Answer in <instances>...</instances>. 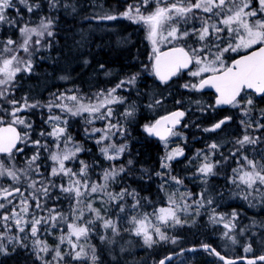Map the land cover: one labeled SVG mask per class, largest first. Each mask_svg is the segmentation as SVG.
<instances>
[{"label": "trees", "instance_id": "obj_1", "mask_svg": "<svg viewBox=\"0 0 264 264\" xmlns=\"http://www.w3.org/2000/svg\"><path fill=\"white\" fill-rule=\"evenodd\" d=\"M139 1L56 0V6L52 7L50 0H32L40 7L31 14L24 9L21 26L27 24L30 27H38L42 18L51 19L53 35L51 37L45 35L41 40L40 50L31 52V54L25 53L20 47L24 37L21 36L17 28H11L7 24L0 25V62L4 58L16 55L19 58L31 59L32 63L31 72L21 71L17 74L13 84L10 85L7 97L0 99V117H7V113L12 108L9 103L11 100L17 101L18 105H25V102L38 104L39 106L36 108L22 111L21 115L24 116L27 123L33 124L34 128L41 129L49 117L48 101L71 89L85 98L94 99L95 96L101 94L104 96L103 94L116 88L115 94L119 98H123L124 102L119 103L121 105L119 108H117L119 105L112 107L113 114L117 115L118 113L119 115L124 109H134L133 115L127 118L126 139L122 143L125 153L121 160L113 162L117 169L123 167L124 171L119 178L120 182L116 185L117 187H111L110 191L106 193L112 208H110V217L104 218L105 221L117 218L127 219L130 215H134L133 209L137 210L136 213L139 215L146 214L164 204L165 195L160 188V183L157 182L161 158L164 156L162 143L149 137L144 131L145 125H150L156 118L165 114L159 107L163 102L171 107L184 109L187 114L192 113L191 119L188 117L189 114L187 115L184 124L190 122L192 118L195 124H206L212 120L213 115L209 112L211 110L209 104L214 103V98L210 93L200 94L196 91L182 89L178 85L168 88L151 74V55L147 45L140 41V34L135 33L138 27L131 20L123 17V13L129 9V6H133L136 2L141 5ZM112 11L115 13L109 14ZM100 13L105 16H108L107 14L115 15L117 19H104L105 16L98 18ZM9 15L16 17V12L9 11ZM16 18L19 19V17ZM8 39L16 41L12 45L13 52L3 50ZM36 39L38 37H32L33 41ZM132 76H136L134 85L125 84L124 87L117 88L121 81H127ZM179 80L180 77H176L169 84H175ZM253 100L259 106H264V96L260 98L254 96ZM156 101H160V103H156ZM196 101H200V103L197 104ZM199 109L203 110L196 114L195 111ZM233 120L234 117L229 125L231 130L225 136V140H220L221 138H218L217 134L215 136L207 135V138L201 134L202 138L196 146V148L203 147L207 151L211 149L214 153L212 157L215 174L211 175V180L207 185L200 186L187 181L186 176H189L190 172L178 170L177 166H173L171 169L173 175L182 180L184 189L191 192L192 199L189 202L196 204L199 209L202 208L201 216L197 222L195 221L189 228L175 230L172 238L168 235L169 241L161 244L159 248L138 249L133 253H122L120 244L123 236L111 244L109 243L111 240L106 237V234L101 240V234L106 233L103 220L96 218L93 220L91 214L88 213L86 219H90L95 224V227L92 224L87 225L89 231L85 236L86 245H89L88 255L94 256L98 264H157L166 255L199 245H211L230 258L264 254V246L256 240L258 235L251 237L247 232L246 235L235 233L224 236L220 225L222 223L218 222V225H212L211 221L212 212L224 214L235 212L238 215L239 225L246 224L249 216L258 217L263 214L260 211L259 213L255 212V208L263 210V206L259 203L257 205L246 202L244 195L239 194L235 198H231L232 189L227 182L235 166L239 163L243 164L241 159L244 156L241 151L238 152L241 147L236 143L241 137L242 128L237 122L233 123ZM262 123H264V119ZM21 126L17 125L23 135L24 131ZM75 126L80 127L77 123L71 124L66 134L71 132V136H77L76 141L80 144L79 146H82L83 152L72 169L76 171L81 162L88 166L87 173L89 174L95 172V170H91L92 167L95 169L107 167L108 163L99 157V147L95 138L89 135L92 126L88 125L91 128L88 129L89 133H86L88 137L84 138H81V130H73ZM193 130L195 133H191L190 138L201 133L197 132L194 126ZM258 136L261 142L243 150V152L246 150L253 152L248 156L254 160L264 159V155H262L264 154V128L259 130ZM213 143H216L219 148L213 150L210 147ZM188 150V152L185 150V155L190 154L191 148ZM235 150H237L236 154L232 155ZM86 178V176L83 177V179ZM93 179L97 178L91 175L87 178L89 183ZM124 190H127L129 194L122 200L118 199ZM239 192L245 191L240 189ZM55 200L54 198L55 203L50 200V204H54L56 207L64 205L61 201ZM133 205H136L135 208ZM121 207H123L124 213H121ZM125 212L129 214L127 217ZM37 215L47 216L48 212L41 211ZM72 222L74 221L72 220ZM51 223L43 224L42 227H45L39 229L41 232L34 240L40 239L43 243L53 245L57 243L56 239H68L57 231L62 227L59 221L56 224L57 233L49 235L48 232L52 229L47 228L51 226ZM66 225L68 227L67 223ZM4 237L5 239L0 241V245L6 246L8 254L0 255V264H44L45 261L48 264L62 263V260L55 259L54 248L45 253L36 249L34 241L32 243L28 239L12 241V235ZM175 239L179 240L180 244L174 249L172 241ZM248 241L251 244L250 251H244ZM66 258L69 259V257ZM79 262L78 264H83L82 261ZM84 264L89 263L86 260ZM169 264L223 263L208 251H184Z\"/></svg>", "mask_w": 264, "mask_h": 264}, {"label": "snow or ice", "instance_id": "obj_2", "mask_svg": "<svg viewBox=\"0 0 264 264\" xmlns=\"http://www.w3.org/2000/svg\"><path fill=\"white\" fill-rule=\"evenodd\" d=\"M258 3V7L255 4ZM50 6H56V0H50ZM40 5L38 3L32 2V0H0V25L7 24L11 28H17L22 37H24L22 45L20 47L25 53H30L39 51L42 47L41 40L46 35L51 37L53 32L51 27L53 21L51 19L40 20L38 27H30L27 24H22L23 20V10L26 9L28 13H34L39 9ZM149 0H143L140 7L129 6V9L123 13V17L131 20L133 23H142L148 29V38L153 43L152 55L150 56L151 63V74L163 85H169V82L173 77H178L181 72L188 69V74L192 77H198V81H193L185 83L182 85L184 89L189 91L200 92L205 88L215 89L216 99L215 105L210 107L216 108L223 105H230L232 107H239L242 94H247L248 90L255 92L257 95L264 96V46L254 47L256 45H264V16L260 19L253 20L252 18L264 14V0H177V2L165 4L163 7L157 6L153 11H150L147 15L142 14L141 8H148ZM15 9L16 17L9 15V11ZM202 12L204 16L199 17L202 24L199 28L195 26V21L197 20L196 13ZM135 13V15H133ZM104 19L114 20L117 19L115 15H108L103 17ZM192 22L193 27L191 30L187 28H181V25H187ZM164 31H166V37L164 36ZM160 35L162 38L168 40L169 43L187 40L190 36L195 35L196 39L199 41V46H194L191 44H173L168 51L161 52L155 45L157 43L155 37ZM36 36L38 39L32 40V37ZM16 41L13 39H8L4 45L5 52H13L14 45ZM34 45V47H31ZM241 50L245 51V55L239 58H231L232 62L228 63L229 59L226 57V53H239ZM251 50V51H248ZM197 65L195 71L191 70V65ZM22 66V67H21ZM147 67V66H146ZM32 63L31 59L19 58L16 55H11L10 57L4 58L0 62V99L6 98L10 91V85L13 84L17 73L21 71L31 72ZM209 73L210 75H204ZM136 82V76L130 77L127 81H121L117 88L124 87L125 84L134 85ZM116 88L110 90L104 95V99L97 100V103L85 104L81 102V97L77 95H71L64 97L60 94L56 97L57 100H61L60 104L49 103L47 107L51 110L53 107L60 108L63 112H66L70 117H76L82 115L83 113H88L89 115L96 117L99 114V118L106 119L109 121L108 127L105 130V136L101 140H97V143H102L103 140L108 138V133L111 132L113 128L117 129V132H123L122 128L118 124H112L111 118L113 116V111L108 105L113 103H123V98H118L114 95ZM67 99L72 101L71 105L63 103V100ZM12 105L10 112L7 114L11 116V122L7 127H0V153H6L10 158L13 156L14 151L21 153L24 151L23 148L17 147L19 143H24L27 147L28 143L36 146L37 153L34 154L28 161L29 169H33L36 174L40 175L39 165L36 163L39 160V149L44 148L48 150L47 144H42L40 140H31L28 133H24L23 136L17 132L15 125L21 124L26 128H31L32 125L28 124L25 119L20 118L18 113L27 108H36L38 104H27L18 105L15 100L9 101ZM160 103V101H156ZM180 103V101H177ZM197 104L200 101H196ZM253 104L252 99H248L247 105L251 106ZM101 109H104L101 111ZM203 110V109H201ZM250 108L245 107L243 109L244 115H247ZM134 113L133 108H129L125 111L124 117L127 119L131 117ZM185 116L184 111H176L168 116L163 117L161 120H157L153 125H145L144 131L149 135H158L161 140L165 139V136L159 133L158 126L162 122L171 123L173 127L180 123L181 118ZM264 117V114H262ZM5 117H0V124L4 123ZM61 116L50 115L48 121H60ZM231 117H226L223 120L215 123L211 128H206L204 131L213 132L220 129L222 125L227 123ZM67 123V121H64ZM244 123V121H242ZM187 126V125H185ZM247 127H253L251 123L247 124ZM257 130L264 128V123H259L255 125ZM99 131V130H94ZM167 131L172 135H177L172 128H168ZM65 133V128L56 126L50 133L41 132V136H51L57 141V147H59V138ZM70 139V137H69ZM260 138H253L252 136L245 134L241 139H238L236 143L242 148L245 144H255ZM213 150L219 148L216 143L210 145ZM81 151L77 148L76 152ZM102 153L109 160H115L119 158L120 153L124 151V147L115 148L112 154H109L108 148L104 147L101 149ZM236 153L233 152L232 155ZM183 155L182 149H177L174 154L167 156V160H172L174 156ZM75 153L69 152H56L50 153V159L58 167H53L51 175L53 177L59 175L68 176L71 183L68 186L61 184L59 186V192L65 194L66 196H74L77 203L80 202L82 197L90 192L95 193L98 191L99 187L96 184H90L87 179H73V177H85L87 175V165L81 162L82 167L79 173H74L71 169L67 168L65 161L73 158ZM247 164L250 167V171H245L240 177V182L245 184L247 188H253L254 185H264V167H258L255 161L248 160L244 157ZM131 164V161H129ZM162 167H167L166 164L162 163ZM214 164L205 163L202 168L198 171L205 177L209 175H214L213 172ZM120 172L124 171V168L119 169ZM9 176L13 181H18L17 175L14 171L10 169H5L0 165V176ZM117 173L115 171L109 173L105 172V181L114 177ZM159 175V174H158ZM180 183L179 180H176ZM235 183V180H233ZM39 184L40 187L37 188L36 185ZM29 188L34 189L29 195L36 201L35 207L41 209L42 211H47V216H32L31 221L25 220V224L31 226V236L33 238L37 237L39 231V226L42 224H48L52 222V226L55 227V222L64 219L60 213H58L55 208L45 209L41 204V199H51L54 195V189L57 185L54 181L49 180H33L29 185ZM83 189V190H82ZM259 190V189H254ZM37 192L42 193V196H37ZM129 193L124 190L120 193L118 199H124ZM20 196L19 201L20 211H17V206L14 205L10 214H4L0 217L4 223L3 227L5 232L9 231V225L6 223L10 220H14L18 231L25 232V227L21 225V220L24 216L29 214L30 205L28 199L25 198L24 193L19 187L15 188H0V201H6L8 204L12 203L11 197ZM116 199V198H114ZM211 203V201H209ZM136 205H133L135 207ZM6 207L5 203H0V209ZM90 211L92 209L91 204L88 205ZM123 211V207L120 208ZM24 214V216L21 215ZM98 215V214H97ZM78 219L83 218V213H80ZM162 224H167L169 220L175 223H180V220L176 216L175 209H159V215L157 217ZM236 218V214H232V219ZM219 220H223V217H219ZM218 222L217 219L213 218V223ZM92 223L91 220L86 221L83 226L68 223V235L69 237L75 236L79 239L82 235H86L89 231L87 227L88 224ZM230 223H225L224 227L230 229ZM134 224V234L137 236H143L144 243L151 245L153 243V237L149 235L145 222L139 219L133 220ZM104 226L107 228L112 226L113 231H116L114 225L111 221L106 220ZM155 232L160 235V239H166L161 229L157 227ZM227 235V233H225ZM27 239V235L21 238ZM69 243L72 245L74 260H79L81 258V253L83 249L76 251L77 245L69 239ZM34 246L38 251L47 252L46 246L42 245L39 239L34 240ZM205 250H209V246L205 245ZM250 248H246L245 251H249ZM211 254H215L220 260L224 261V264H232L223 255L215 252V250H210ZM0 253L7 255V250L0 245ZM40 259L39 256H37ZM55 259L62 260L63 256L57 250ZM170 259V257L168 258ZM260 261H264V256L258 258ZM44 264H48L47 261ZM160 264H164L161 261ZM248 264H256L255 260L249 261Z\"/></svg>", "mask_w": 264, "mask_h": 264}, {"label": "rangeland", "instance_id": "obj_3", "mask_svg": "<svg viewBox=\"0 0 264 264\" xmlns=\"http://www.w3.org/2000/svg\"><path fill=\"white\" fill-rule=\"evenodd\" d=\"M139 2H141L142 4L143 0ZM174 2H177V0H149V7L141 8V12L142 14L147 15L150 11H153L158 5L163 7L165 4L170 5L171 3H174ZM133 6L140 7L138 2H136V4H134ZM255 6L258 7V3L255 4ZM12 10L15 11V9H12ZM114 13L115 11H112L109 14H114ZM133 15H135V13H133ZM102 16H105V15H102V13H100L98 15V18H101ZM196 16L198 18L195 21V23L199 22L201 25L202 21L199 19V17L204 16V13L197 12ZM262 16H264V14H261L260 16L254 17L252 19L253 20L260 19ZM134 25L138 27V29L135 30V33L140 34V41L144 43L145 45H147L150 55H152L153 43L148 38L147 27L142 23H134ZM183 27H184V24L181 25V28ZM164 36L166 37V31H164ZM192 38H196V37H192ZM155 39L157 41L155 46L160 51L165 49L166 47L167 48L170 46L172 47L173 44H180V45L188 44V40H190L189 38L187 40H181V41L169 43L167 39L162 38L159 34L155 37ZM196 44L198 47L199 42H197V39H196ZM243 52L245 51L241 50L239 53H243ZM230 54L231 53H226L225 55H230ZM197 67L198 66L194 64V67L191 70L195 71ZM135 74L137 75V71L135 72ZM207 74L209 73H205L204 75H207ZM198 79H199L198 77H192L187 72L184 76H180V80L177 83L169 84V86L168 85H163V86H167L168 88H171L175 85H178L180 88L184 89L182 87L183 84L193 82V81H198ZM62 94L64 95V97L71 96V95H77L78 97H81V102L85 104H89V103L94 104V103H97L98 99L100 100L104 99V96H102V94L100 96H95L94 99L85 98L84 96H81L78 93L74 92L73 89L68 90L67 92H62ZM114 95L117 96L115 93ZM248 99L253 100L254 95L252 93L243 94V96L239 99L240 106L239 107L231 106L230 108L226 109V112L224 114L219 113L217 111L218 110L217 108L211 107V110H209V112L212 113L213 115H212V120L209 123L198 125V124H195V121L192 118L190 122L183 124V126L180 129L174 131L178 133L177 135H171L168 140L161 142L162 147H163V152H164V156L161 158V165L162 163H164L167 165V167L160 166V170L158 173L159 175H157V178H158L157 182L160 183L159 184L160 188L163 190V193L165 195V200L163 202L164 204L152 211H149L146 214L139 215V213H136L137 210L133 209L132 213L134 215H130L127 219H119V218L110 219L112 225L115 226L116 231H113L112 226H109L107 228L104 226V223H105L104 218L106 219V217H110L111 215L110 208H112L111 207L112 204L107 199L108 197L106 196V193L110 191L109 189L111 187L113 188L117 187L116 185L119 184L120 182L119 178L121 177L122 172H120L119 169H117V167L113 164V162L121 160V157L125 153V149L122 153H120L119 158L115 160L106 159L101 149L104 147H107L109 154H112L115 148L124 147L122 143H123V140L126 139L125 131H126V126L128 125L127 119H125L124 117V113L127 109H124L123 111H121L119 115L118 113L117 115L113 114L111 121H110L112 124H118L119 127L122 128L123 130L122 134L117 132V129L113 128L111 132L107 134L108 138L103 140L102 143L98 144L97 140H101L102 137H104L106 134L105 130L107 129L108 124H109L108 120L99 118L98 113L96 114L95 118H93V116L89 115L88 113H83L82 115H79L76 117H70L66 112H63L60 108L53 107L51 110H49V108L47 107L49 111V116L58 115V116H61L62 119L60 121L53 120L49 122L47 118L45 124H43L44 126H42V128L38 130L33 127L34 126L33 124H31L32 125L31 128H26L24 125L21 126L24 133L29 134V137L31 140L38 139L41 141L42 144L48 145V150H45L44 148L39 149L40 158L36 163L39 165L40 175L38 176L36 174L34 167L33 169H29L28 161L31 159V157L34 154L37 153L36 146L32 145L31 143H28L27 147H25L24 143H21V146L19 148H23L24 151L21 153L14 152L11 158L8 155H4L0 157V165H2L5 169H10L14 171L18 178V181H13L6 174L0 176V188L19 187L21 191L24 193L25 198L28 199L29 205L31 206L29 210V214L27 216H24V214L21 213V215L24 216V219L21 220V225L25 227V232L23 233L18 231L14 220H10L6 222L9 225L10 230L5 232L4 227H3L5 222L0 220V241L2 239H5L4 236L6 235H12L13 236L11 237L12 241L14 239L17 241H21V238L25 237L26 235H27V239L29 240V242L32 243L34 241V238L31 236L30 223L25 224V220L31 221L33 215L39 217V215L37 214L40 213L42 210L37 209L35 207L36 201L32 199V197L29 195V193L34 191V189L29 188L28 185L33 180H49V181H54L55 184L57 185L56 189L53 190L54 195L51 199H41L40 202L43 205V207L45 209H48L49 211L53 209L54 207L55 210L58 213H60L61 216L64 217V219L58 220L62 224V227L58 228V230L56 229L57 222H55V227H53L51 223V226L47 229H52V230H49L48 234L55 235L57 233L56 232L57 230L58 232L62 233V235L68 239H60V240L56 239L57 243H54L53 245L43 243L40 241V239L39 241L41 242L42 245L47 247L48 249L47 252H49L52 248H54L55 255H56L57 250L61 253V255L63 256L61 264H78L80 263L79 261H82V263L84 264L86 260L88 261L89 264H98V262L95 261L94 256L88 255L87 248L89 247V245L88 246L86 245V236L82 235L79 239H77L75 236L69 237L68 227L66 225V223L68 224L69 222H71V223L83 226L86 221L90 220V219H86V214L88 213L91 214V218H93V220L94 218L103 220V227L106 229V233L101 234L100 236L101 240H103V237L106 234V237L111 240V242L109 241V243L111 244L113 242H116V239L123 236V240L121 241V244H120V251L122 253L124 252L133 253L138 249L159 248L161 244L169 241L168 235L172 238L173 232H175V230L179 228L183 229L184 227L186 228L191 227L192 224L195 221L197 222V220L201 216L202 208L199 209V207L196 206V204H192L189 202V200L192 199V194L191 192L188 191V189H184V187L182 186L183 184L182 180L173 175V173L171 172V169H173L172 167L177 166L179 168L178 170L190 172V175L186 176L187 181L197 183L200 186L207 185L211 180V175L205 177L198 170L202 168L205 163L214 164V159L212 157L214 153L209 148H208L209 151L205 150L203 147L196 148V146H198L197 145L198 142L202 138L201 134H204L206 138H207V135L210 136L213 134V136H215L217 134L219 135L217 137L221 138L220 140L222 139L225 140V136H227L228 132L231 130L230 129L231 126H229L230 124L227 127H225V129L219 132H215V131L206 132L204 131V129L211 128L222 115H229L231 119H233L234 117L233 123L237 122L242 128L241 137L239 139H241L245 134H248L252 136L253 138L259 137L258 133L260 129L257 130L255 128V125L262 123V120L264 119V117H262V114H264V106H259L258 104L254 102V100H253V104L251 106H248L247 105ZM48 102L60 104L61 100H57L55 97L53 99H50ZM63 103L71 105L73 102L70 100L64 99ZM29 104H33V103H29ZM120 104L113 103L111 105H108V107L112 109L113 106L117 107L119 105L117 107L119 108L121 107ZM212 105H215V103H213ZM209 106H211V104H209ZM159 107L160 109H163L161 110L163 113H167V112L169 113V112H172L174 109L175 110L178 109L175 106L171 107L165 102H163L162 106H159ZM245 107L250 108L247 115H244V112H243V109ZM26 110H29V108H25L24 111ZM103 110L104 109H101V111ZM195 112L196 114H199L201 112V109L196 110ZM21 113L22 111L18 113V115L20 116V118L24 119V116L21 115ZM188 114L186 113V115H188V117L191 119L190 115H192V113H188ZM11 119H12L11 116L7 115V117H5L4 119V123L2 124H9L11 122ZM65 120L67 121V123L64 122ZM242 121H244V123H242ZM74 123H77L80 126V127H76V126L73 127V130H81L82 131L81 138H84L85 136L88 137L86 133H89L88 129L91 128V127L89 128L88 125L92 126L90 130L91 134L89 135L95 138V142L99 147V157L108 163L107 167H103L100 169H95L94 167L91 168V170H95V172L97 173L95 172L93 174L87 173L86 175L87 178L90 175L97 178V179L91 180L90 184H96L98 186H103V187H99L98 191L95 193H92L89 190V192L82 197L79 203H77L74 196H66L65 194L59 192V186L61 184H63L64 186H68L71 183L69 177L65 175H59V176L53 177L51 175L52 168L58 167V165L54 164L53 161L50 159V153H56V152L75 153V156L73 158L65 161V165L67 168L71 169L74 173L80 172L82 164L81 165L79 164L76 171H74L72 167L73 165L74 166L76 165V161L79 158V155H81L83 152L81 148L82 146H79L80 144L76 141L77 136H71L72 134L71 132L66 134L68 127ZM249 123H251L253 127H247V124ZM17 125L20 126L21 124H16V126ZM56 126L65 128L64 135L59 138V147H57V141L53 139V137L48 136V135H45V136L40 135L41 132H44V133L52 132L53 128ZM193 126L196 128L197 132L199 131L201 133L199 135H196L190 138L189 137L190 134L195 133V131L193 130ZM94 130H99V131H94ZM188 130L190 131L189 133L187 132ZM259 142H261L260 139L255 144H245L242 148L238 149V152L241 151V153L244 155L243 158L241 159L242 160L241 163L243 164L239 163L235 166V168L231 172V175L229 177L227 184L232 189L231 198H235L239 194L244 195L246 197L245 198L246 202H252L251 204H257V205L259 203L260 205H262L263 210H260L257 207L255 208V212L259 213L260 211V212H263V214L258 217L249 216L246 224L239 225L238 220H237L238 215L235 212H231L229 214L212 212L211 221H212V225H218L217 224L218 222L222 223L220 225H221V228L223 229L224 236L234 235L235 233L238 235H246L247 232H249L251 237L258 235L256 240L262 246H264V185L257 184V185H254L253 188H247L245 184L240 182V177L244 174V172L251 170L249 165L247 164V161L244 159V157H247L248 160L255 161L258 167H264V159L261 158L259 160H254V159L249 158L248 156V154H253V152L251 153V151H248V150L243 152V150H245L246 147L257 145ZM77 148L81 149V151L76 152ZM189 148H191L190 154L185 155L183 158H180L179 157L180 155H179V156H174V158L170 161L166 159L168 155L174 154L177 149H182V151L186 150L188 152ZM234 152L236 153L237 150H235ZM113 171H115L117 174L114 177L110 178L109 180L105 181L104 179L105 172L111 173ZM77 178L83 179V177H73V179H77ZM176 180H179L180 183H177ZM233 180H235V183H233ZM36 187L39 188L40 185L37 184ZM240 189H242V191H245V192H239ZM254 189H259V190H254ZM36 194L37 196H42V193L37 192ZM54 198L56 199L55 201H61V203H64V205L61 204L62 206L56 207L54 206V204H50L51 201L55 203ZM10 199L12 200L11 204H8L6 201H0V203H5L6 205L4 209H0V217H2L4 214H10L14 205L17 206L16 210L20 211V208L18 205H19V201L21 197L17 195L15 197H11ZM256 201L257 203H255ZM89 204H91L92 209H94V211L89 210L88 208ZM161 208L175 209L176 216L180 220V223L177 224L174 221L169 220L167 224H162L160 220L157 218L159 215V209ZM44 212L46 213V211ZM80 213H83L82 219L77 218L79 217ZM121 213H124V212L121 211ZM233 213L236 214V218L234 220L232 219ZM127 215L129 214L125 212L126 217ZM214 217L217 219L218 222L213 223ZM219 217H223V220L222 221L219 220ZM134 218L145 222V226L147 228L149 235L153 237V243L151 245H147L144 243L143 236H137L134 234V224H133ZM72 220L74 222H72ZM251 221L255 223H258V222L259 223L255 224ZM229 222H231L230 229H227L224 227V224L229 223ZM249 222L250 224H248ZM93 223L94 222L92 221V223L90 224H92L93 227H95V224ZM42 225L39 226V229L45 227V226L42 227ZM157 227L161 229V232L164 234L166 239H163V240L160 239V235L155 232V229ZM39 232H41V230H39L37 234H39ZM225 233H227V235H225ZM69 239H71V241L77 245L76 251L83 249V252L81 253V258L79 260H74L72 258L74 252L72 249V245L69 243ZM232 239H236V238H232ZM179 244L180 242L177 239L172 241V247L174 249L179 247ZM250 245L251 244L248 241L246 248H250ZM3 247L4 249H6V246H3ZM244 251H245V248H244ZM1 254L3 253H0V255ZM64 257L65 258L69 257V259L71 260L67 258L65 259Z\"/></svg>", "mask_w": 264, "mask_h": 264}, {"label": "water", "instance_id": "obj_4", "mask_svg": "<svg viewBox=\"0 0 264 264\" xmlns=\"http://www.w3.org/2000/svg\"><path fill=\"white\" fill-rule=\"evenodd\" d=\"M264 46V45H263ZM169 49H167V50H163V51H161V52H164V51H168ZM190 67H192V65L190 66ZM188 69H185V70H183L182 72H185V71H187ZM174 78V77H173ZM172 78V79H173ZM205 92H211V93H213L214 94V96H215V99H216V92H215V89H212V88H205V89H203L202 91H200L199 93H205ZM248 92H252V91H250V90H248ZM256 97H262L261 95H257L255 92H252ZM239 98V97H238ZM230 105H223V106H220L219 108H222V109H225V108H227V107H229ZM176 111H184V110H182V109H176V110H174V111H172V112H169V113H166V114H164V115H162V116H160V117H158L151 125H153V124H155L156 123V121L157 120H161L163 117H165V116H168V115H170L171 113H173V112H176ZM185 116H186V114H185ZM185 116L183 117V118H181V120H180V123L178 124V125H176L175 127H173V125L171 124V123H165V122H162L161 123V125H159L158 126V131H159V133L161 134V135H163V136H165V139L164 140H161L160 138H159V136L158 135H149L147 132H146V134L149 136V137H151V138H153V139H156V140H158L159 142H164V141H166V140H168L169 138H170V136L172 135L171 133H169L168 131H167V129L168 128H172V130H177V129H179V128H181L182 127V124H183V122H184V120H185ZM226 124V123H225ZM8 126V124H4V125H1L0 127H7ZM223 126V125H222ZM221 126V127H222ZM16 127V126H15ZM221 129V128H220ZM220 129H217V130H220ZM16 130H17V132H19L20 134H21V132H20V130L18 129V127H16ZM20 146V143L17 145V147H19ZM185 154H186V152L185 151H183V155H180L179 157L180 158H183L184 156H185ZM3 155H7L6 153H0V156H3ZM205 245H199V246H193V247H190V248H187V249H184V250H181V251H179V252H176V253H171V254H169V255H166L165 257H163V258H161L159 261H158V263L157 264H160V262L161 261H164V264H169L170 262H172L173 260H175L180 254H182L184 251H189V252H193V251H208V252H210V250H215V252H217V253H219L220 255H223L228 261H231L232 262V264H238V263H241V264H248V262L249 261H252V260H255L256 261V264L257 263H264V261H260L258 258L260 257V256H264V254H262V255H259V256H252V257H239V258H230V257H227L226 255H224V254H222V253H220L219 251H217L214 247H212L211 245H208L209 246V250H205V247H204ZM215 255V254H214ZM216 257H217V259L218 260H220L219 259V257L217 256V255H215ZM170 257V259H168ZM223 264H224V261H222V260H220Z\"/></svg>", "mask_w": 264, "mask_h": 264}, {"label": "flooded vegetation", "instance_id": "obj_5", "mask_svg": "<svg viewBox=\"0 0 264 264\" xmlns=\"http://www.w3.org/2000/svg\"><path fill=\"white\" fill-rule=\"evenodd\" d=\"M191 23L192 22H190L189 24L190 25H184V27L183 28H187V29H189V30H191V28L193 27V25H191ZM189 28H188V27ZM195 26L197 27V28H199L201 25H200V23L199 22H197V25L195 24ZM191 27V28H190ZM182 28V29H183ZM192 37H195V35H193V36H190L189 38H190V40H188V44H191V45H194V46H197V44H196V38H192ZM188 38V39H189ZM197 42H199L198 40H197ZM261 46H263V45H258V46H256V48H258V47H261ZM173 47V46H172ZM171 48V46L169 47V49ZM248 51H251V50H248ZM246 53L245 52H243V53H231L230 55H226V57H228L229 59L227 60V62L228 63H231L232 62V59L231 58H239V57H241V56H243V55H245ZM192 67H194V64H193V66ZM187 72H182L178 77H180V76H184L185 74H186ZM207 75H210V74H207ZM206 75V76H207ZM205 93H207V92H205ZM212 96H213V98H214V103H215V96H214V94H212V93H210ZM217 108V107H216ZM218 110V112L219 113H221V114H223V112L224 111H226V109H220V108H217ZM223 111V112H222ZM226 117H230L229 115H222L219 119H218V121L217 122H219L220 120H222V119H225ZM216 122V123H217ZM230 122H231V119L226 123V124H224L222 127H221V129L220 130H216L215 132H219V131H222L223 129H225V127H227L229 124H230Z\"/></svg>", "mask_w": 264, "mask_h": 264}, {"label": "bare ground", "instance_id": "obj_6", "mask_svg": "<svg viewBox=\"0 0 264 264\" xmlns=\"http://www.w3.org/2000/svg\"><path fill=\"white\" fill-rule=\"evenodd\" d=\"M196 25H197V23H195ZM188 25H190V24H188ZM191 25H193L192 23H191ZM188 27V26H187ZM189 28V27H188ZM191 28V27H190ZM167 48V47H166ZM162 51V50H161ZM170 94V93H169ZM171 95V94H170ZM166 96V95H165ZM168 97V96H167ZM175 110V109H174ZM173 110V111H174ZM251 222H253V221H251ZM256 222H257V220H256ZM253 223H255V222H253ZM259 223V222H258ZM258 223H255V224H258ZM248 224H250V222L248 223ZM253 225V224H252ZM248 226V225H247ZM251 227V226H250ZM257 229V228H256Z\"/></svg>", "mask_w": 264, "mask_h": 264}]
</instances>
